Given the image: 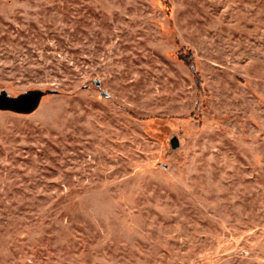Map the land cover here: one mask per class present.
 I'll list each match as a JSON object with an SVG mask.
<instances>
[{"label":"rangeland","instance_id":"374dc122","mask_svg":"<svg viewBox=\"0 0 264 264\" xmlns=\"http://www.w3.org/2000/svg\"><path fill=\"white\" fill-rule=\"evenodd\" d=\"M0 264H264V0H0Z\"/></svg>","mask_w":264,"mask_h":264},{"label":"water","instance_id":"95a60500","mask_svg":"<svg viewBox=\"0 0 264 264\" xmlns=\"http://www.w3.org/2000/svg\"><path fill=\"white\" fill-rule=\"evenodd\" d=\"M43 93L32 91L17 97H9L5 92L0 93V111L27 115L34 112L41 101Z\"/></svg>","mask_w":264,"mask_h":264}]
</instances>
